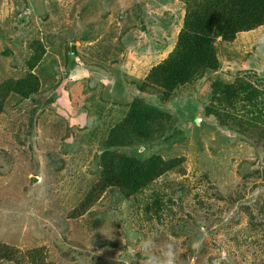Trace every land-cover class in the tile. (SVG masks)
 <instances>
[{
	"label": "rangeland",
	"instance_id": "374dc122",
	"mask_svg": "<svg viewBox=\"0 0 264 264\" xmlns=\"http://www.w3.org/2000/svg\"><path fill=\"white\" fill-rule=\"evenodd\" d=\"M184 8L180 0H0V83L27 73L34 40L46 47L35 69L45 91L29 101L12 98L0 114V130L8 132L15 121L30 135L15 149L13 137L7 145L0 131V145L6 144L0 147V242L22 249L46 246V264H145L142 245L149 238L157 256L175 241L177 264H264V237L248 214L229 207L248 173L264 168L261 146L205 118V94L195 101L181 94L161 102L130 82L145 78L174 49ZM223 45L218 75L232 82L238 75L264 79V26ZM113 57L118 61L110 64ZM138 96L171 113L178 132L118 150L144 158L184 157L183 170L163 176L136 198L106 195L93 215L69 219L100 176L98 129L126 111L118 102ZM29 124L35 127L27 130ZM259 182L247 200L264 201V181ZM154 192L161 203L172 196L175 216L164 210L161 219L146 218ZM251 213L262 221L257 207Z\"/></svg>",
	"mask_w": 264,
	"mask_h": 264
},
{
	"label": "trees",
	"instance_id": "16d2710c",
	"mask_svg": "<svg viewBox=\"0 0 264 264\" xmlns=\"http://www.w3.org/2000/svg\"><path fill=\"white\" fill-rule=\"evenodd\" d=\"M180 1L185 4L182 9L184 20L174 49L164 60L152 66L145 78H131L130 82L136 85L140 93L155 94L161 102L171 101L181 94L187 100L195 101L200 98L197 97L198 93L205 94V98H201L205 118L218 120L225 128L250 139L256 146L260 145L264 151V79L255 80L249 75H238L232 82L218 75L222 73L220 52L223 44H233L238 35L250 34L264 26V0ZM30 49L31 54L26 60L27 73L22 77H9L0 83V114L5 112L12 98L29 101L45 91L35 69L44 59L46 47L41 41L34 40ZM97 56L92 59H97ZM117 61L118 58L113 57L109 62ZM190 89L197 93L191 94ZM84 93H88L85 88ZM81 100L91 105L86 97L81 96ZM117 104H124L126 111L120 112L121 115L113 123L98 129L100 153L96 155L101 168L100 176L88 188L78 206L68 213L69 219L74 220L87 213L93 215V208L106 195H116L120 199L136 198L163 176L183 170L184 157L166 159L154 153L144 158L135 152L129 154L119 151V148L154 143L163 136L169 138V132H178V129L171 113L150 104L143 96L135 97L129 103ZM35 110L36 107L32 108V114ZM114 110H110V113ZM28 117L29 123H32V117ZM12 124L13 128L6 130L8 132L0 131L6 136L3 141L7 145L13 137L11 145L19 149L23 139H29L30 135L24 134L17 122L12 121ZM31 126L35 127L29 124L27 130ZM42 141L37 140L40 147ZM2 145L0 147L4 149ZM254 176V181L248 180ZM246 177L235 196L229 199V207H239L248 214L254 230L264 237V201L252 202L246 199L249 189L254 192L260 186L259 181H264V168L251 171ZM154 195L153 202L147 204L145 209L149 221H153L154 217L161 219L164 210L170 211L172 216L176 215L170 205L174 204L172 196L161 203L160 194L154 192ZM256 207L262 221H258L251 213ZM152 212L155 215H151ZM202 218L206 222L209 220L206 216ZM190 241L191 238H187L185 243ZM46 257V246L22 249L18 245L0 242V264H46Z\"/></svg>",
	"mask_w": 264,
	"mask_h": 264
},
{
	"label": "clouds",
	"instance_id": "9594fccd",
	"mask_svg": "<svg viewBox=\"0 0 264 264\" xmlns=\"http://www.w3.org/2000/svg\"><path fill=\"white\" fill-rule=\"evenodd\" d=\"M182 26H183V23L181 24L180 28H182ZM70 51H71V46H70ZM70 56H71V52H70ZM143 151L144 149L141 148L140 152L143 153ZM142 247L148 253V255L145 257V264H177L178 250L176 248L175 241L166 242L162 246L161 255L159 256L152 254V250L156 248V244L151 238L145 240L143 242Z\"/></svg>",
	"mask_w": 264,
	"mask_h": 264
},
{
	"label": "water",
	"instance_id": "95a60500",
	"mask_svg": "<svg viewBox=\"0 0 264 264\" xmlns=\"http://www.w3.org/2000/svg\"><path fill=\"white\" fill-rule=\"evenodd\" d=\"M74 49H75V45H71V56H73V54H74Z\"/></svg>",
	"mask_w": 264,
	"mask_h": 264
}]
</instances>
